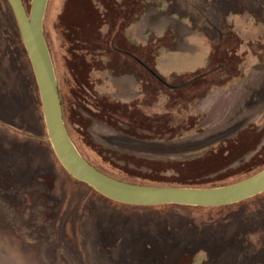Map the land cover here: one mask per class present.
<instances>
[{
	"label": "rangeland",
	"instance_id": "1",
	"mask_svg": "<svg viewBox=\"0 0 264 264\" xmlns=\"http://www.w3.org/2000/svg\"><path fill=\"white\" fill-rule=\"evenodd\" d=\"M31 1L23 0L28 12ZM130 1L136 20L138 13L153 8L158 15L177 14L176 23L188 28L194 21L202 27L213 23L222 32L232 30L227 20L232 14L241 29H255L246 44L253 53L262 49L261 67L199 102L203 116L198 131L146 139L98 122L89 130V140L78 125V96L68 90L64 41L70 27L95 29L97 16L90 0H48L44 35L56 63L68 125L82 154L103 173L138 185L215 187L262 170L264 104L231 136L176 156L123 151L103 140L106 130L143 141L196 137L217 122H207L216 102L264 71V0ZM234 39L215 34L214 43L234 51ZM68 174L48 138L14 13L7 0H0V250L8 257L17 252L19 264H264V192L217 207L136 206L106 199Z\"/></svg>",
	"mask_w": 264,
	"mask_h": 264
},
{
	"label": "flooded vegetation",
	"instance_id": "2",
	"mask_svg": "<svg viewBox=\"0 0 264 264\" xmlns=\"http://www.w3.org/2000/svg\"><path fill=\"white\" fill-rule=\"evenodd\" d=\"M69 2L68 8L72 5ZM90 3L97 16L95 29L86 32L85 27H70L64 41V64L71 82L68 90L78 96V125L89 140V130L98 122L146 139L198 131L203 116L199 102L261 67L262 49L253 53L246 44L251 41L248 33L252 36L255 29H241L231 20L232 14L227 20L234 28L222 32L210 22L209 27L194 21L192 28L182 26V22L176 23L177 14L158 15V9L153 8L138 13L136 20L130 0ZM215 34L235 38L238 44L234 51L225 44H215ZM50 55L56 75L53 53ZM56 79L65 127L88 161L68 125L57 75ZM254 122L253 127L258 121Z\"/></svg>",
	"mask_w": 264,
	"mask_h": 264
},
{
	"label": "water",
	"instance_id": "3",
	"mask_svg": "<svg viewBox=\"0 0 264 264\" xmlns=\"http://www.w3.org/2000/svg\"><path fill=\"white\" fill-rule=\"evenodd\" d=\"M14 13L39 91L45 126L51 146L65 170L104 197L122 204L160 206L177 204L217 207L240 202L264 192V168L240 181L215 187L150 186L115 179L93 167L80 154L65 127L53 62L44 35L48 0H32L26 10L23 0H7ZM227 99L216 102L204 133L172 142L143 141L113 131L104 132L110 146L147 156H176L199 150L238 131L264 104V71L251 77ZM103 136V135H102Z\"/></svg>",
	"mask_w": 264,
	"mask_h": 264
},
{
	"label": "crops",
	"instance_id": "4",
	"mask_svg": "<svg viewBox=\"0 0 264 264\" xmlns=\"http://www.w3.org/2000/svg\"><path fill=\"white\" fill-rule=\"evenodd\" d=\"M18 256H19V254L17 252L16 253L11 252L10 256L8 257L7 256V252H4L3 250L2 251L0 250V264H19L18 263ZM10 260L13 261V262H10Z\"/></svg>",
	"mask_w": 264,
	"mask_h": 264
},
{
	"label": "trees",
	"instance_id": "5",
	"mask_svg": "<svg viewBox=\"0 0 264 264\" xmlns=\"http://www.w3.org/2000/svg\"><path fill=\"white\" fill-rule=\"evenodd\" d=\"M69 175V174H68ZM74 179V178H73ZM77 181V180H76ZM80 182V181H79ZM125 182H127V181H125ZM81 183H84V182H81ZM84 184H86V183H84ZM87 185V184H86ZM87 186H89V185H87ZM90 187V186H89ZM90 188H92V187H90ZM107 199V198H106Z\"/></svg>",
	"mask_w": 264,
	"mask_h": 264
}]
</instances>
